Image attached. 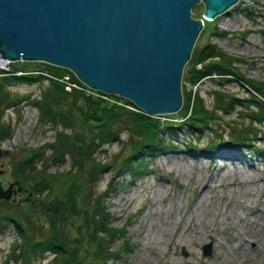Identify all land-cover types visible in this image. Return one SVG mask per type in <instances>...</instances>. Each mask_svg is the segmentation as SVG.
Returning a JSON list of instances; mask_svg holds the SVG:
<instances>
[{"label":"rangeland","instance_id":"obj_1","mask_svg":"<svg viewBox=\"0 0 264 264\" xmlns=\"http://www.w3.org/2000/svg\"><path fill=\"white\" fill-rule=\"evenodd\" d=\"M195 8L201 12L202 3L192 4V17H195ZM206 25L201 34L198 32L194 44L213 43L216 48L238 58L233 64L241 74L248 79L264 80V0H236L208 19ZM37 64L26 60L18 63L33 70L39 66ZM47 84L43 79L7 86L18 96L27 98L4 109L0 116V122L10 126L9 136L0 138V148L5 150L0 154L2 186L13 180L19 181L11 174V159L25 154V150L32 147L44 148L35 160V166L45 165L48 172L55 174L52 190L62 191L68 181L79 178L67 152L60 162L47 157L50 150L46 144L52 141L55 129L61 124L57 120L54 126L51 121L40 119L38 108L32 103ZM218 86L215 79L203 76L192 88L198 90L209 108L213 100L209 92ZM189 87L187 81L180 79V91ZM222 88L237 97L247 96L237 80L224 82ZM253 108L255 106L250 102H235L231 111L218 121L217 128L215 123H211L209 126L213 130L203 126L198 135L178 126L172 136L174 149L150 155L147 170L133 177L126 173L114 176L109 171L100 173L94 190L101 192L109 182L104 197L105 210L110 217L108 224L118 229L109 241V249L124 248L118 251L119 256L114 261L108 260L109 264H264V155L252 151L256 146L260 147L261 139H253L254 146H220L213 152L201 149L218 132L226 138L228 128L237 130L244 125L247 120L244 113ZM72 111L76 114L74 109ZM169 117L173 122L180 115L174 112ZM85 127L77 123L71 129H81L79 132L88 136ZM255 128L263 133L264 123H255ZM126 136L127 131L121 129L117 141L101 142L92 155L104 161L111 160L113 156H117V160L125 157L129 151ZM186 142L191 143L196 151L187 148ZM67 171L70 173L65 176L63 173ZM203 182H206L204 189L201 188ZM27 192L25 186L24 190H16L14 196L24 198L22 203L30 214L37 208V203L52 198L51 194L44 192L33 196ZM256 223L262 226L258 242L254 243L256 248L250 251L253 243L249 242L250 246L240 249L241 235L238 234L247 232ZM256 230L259 231L258 226ZM14 237L13 228L9 225L0 231V264H16L8 256ZM205 243L209 244L207 254H203L201 248ZM245 252H250L247 259L243 257ZM48 255L42 259L32 258L27 264H44ZM78 259L80 264H100L80 248Z\"/></svg>","mask_w":264,"mask_h":264},{"label":"trees","instance_id":"obj_2","mask_svg":"<svg viewBox=\"0 0 264 264\" xmlns=\"http://www.w3.org/2000/svg\"><path fill=\"white\" fill-rule=\"evenodd\" d=\"M201 13L202 10L199 12L195 8V17H201ZM202 20L199 34L206 29L208 22V19ZM236 60L237 57L208 41L193 44L189 59L181 71V80L187 81L190 87L180 91L182 99L179 107L168 114L146 112L127 97L91 88L77 79L69 68L47 61L26 60L39 64L35 70L18 65L25 60H12L5 67H0V116L4 109L27 98L10 91L7 88L9 84L47 81L42 94L32 102L38 108L40 119L51 121L54 126L57 120L61 124L55 129L52 141L46 144L50 150L47 157L60 162L64 152H67L70 164L79 173V178L71 179L66 188L58 192L52 190L55 174L48 172L45 165L35 166V160L41 156L44 148H28L25 154L11 159L10 170L14 179L24 183L23 186L32 196L44 192L51 194L52 198L44 203L36 202L37 208L31 214L22 203L24 198H0V231L9 225L15 233L9 247V258L16 264H27L32 258L42 259L49 254L44 264H80V248L100 264L114 261L119 256L118 251L124 248L117 246L109 249V241L118 229L108 224L110 217L105 210L104 197L109 182L101 192L94 190L100 173L109 171L111 176L126 173L133 177L147 170L150 155L174 149L172 136L178 126L196 135L200 128L211 123H215L217 128L218 121L231 111L235 102L247 101L254 104L255 108L244 113L247 117L244 125H240L237 130L228 128L226 138L218 132L201 149L213 152L220 146H254L253 139L259 137L261 145L252 151L264 155V132L255 128V123H264V80L248 79L234 66L233 61ZM64 76L67 79H63ZM203 76L211 77L219 84L209 92L213 99L209 108L198 90L192 88ZM228 80H237L246 90L247 96L237 97L223 89V83ZM174 112L180 118L169 121V115ZM77 123L86 125L88 136L79 132L81 129H71ZM8 125L0 122V138L9 136ZM121 129L127 131V155L119 160L117 156L109 161L95 159L92 154L100 143L117 141ZM186 147L196 151L191 143L186 142ZM66 173L70 172L63 174L66 176ZM83 244L87 246L83 247Z\"/></svg>","mask_w":264,"mask_h":264},{"label":"water","instance_id":"obj_3","mask_svg":"<svg viewBox=\"0 0 264 264\" xmlns=\"http://www.w3.org/2000/svg\"><path fill=\"white\" fill-rule=\"evenodd\" d=\"M236 0H0V64L41 60L87 86L127 97L146 112L175 111L180 79L202 19ZM201 17H192L193 3ZM5 150L0 148V154ZM20 181L2 186L14 200ZM29 193V192H27ZM208 243L201 245L208 253Z\"/></svg>","mask_w":264,"mask_h":264},{"label":"bare ground","instance_id":"obj_4","mask_svg":"<svg viewBox=\"0 0 264 264\" xmlns=\"http://www.w3.org/2000/svg\"><path fill=\"white\" fill-rule=\"evenodd\" d=\"M231 158V157H230ZM206 187V182H203V184L201 185V188H205ZM201 190V189H200ZM206 190V189H205ZM200 194V193H199ZM202 196V195H201ZM257 218H259V217H257ZM263 221V220H262ZM258 226V230L259 231H257L256 230V227ZM261 228H262V226H259V223H256V224H254L253 225V227L252 228H250L247 232H245V233H240V234H238V236L239 235H241V239H240V249H245V245H249L248 243L249 242H252L253 243V245H249L250 246V251H252V250H254L255 248H256V246H254V243H256V242H258V232H260L261 231ZM211 233V232H210ZM262 236V235H261ZM256 245V244H255ZM247 248H249V247H247ZM247 250V249H246ZM238 251V250H237ZM243 252L245 251V250H242ZM237 253V252H236ZM249 254H250V252H249ZM249 254L248 253H246L245 252V254L243 255V257H245V259H247L248 257H249ZM247 257V258H246ZM205 264H210V263H205Z\"/></svg>","mask_w":264,"mask_h":264}]
</instances>
